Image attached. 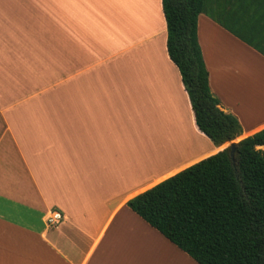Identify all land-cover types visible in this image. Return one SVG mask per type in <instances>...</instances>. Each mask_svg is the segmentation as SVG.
<instances>
[{"label":"crops","instance_id":"crops-1","mask_svg":"<svg viewBox=\"0 0 264 264\" xmlns=\"http://www.w3.org/2000/svg\"><path fill=\"white\" fill-rule=\"evenodd\" d=\"M166 38L161 0H0V264H197L127 203L264 129L244 71L264 57L197 17L210 92L242 129L217 146Z\"/></svg>","mask_w":264,"mask_h":264},{"label":"trees","instance_id":"trees-1","mask_svg":"<svg viewBox=\"0 0 264 264\" xmlns=\"http://www.w3.org/2000/svg\"><path fill=\"white\" fill-rule=\"evenodd\" d=\"M166 50L198 130L214 145L241 135L211 94L197 17L204 14L264 57V0H161ZM193 164L127 206L197 264H264V129Z\"/></svg>","mask_w":264,"mask_h":264},{"label":"rangeland","instance_id":"rangeland-1","mask_svg":"<svg viewBox=\"0 0 264 264\" xmlns=\"http://www.w3.org/2000/svg\"><path fill=\"white\" fill-rule=\"evenodd\" d=\"M244 71L251 72L254 81H261L264 83V68H262L261 66L257 67L256 65H248V63L245 62ZM228 145L229 144H227V146Z\"/></svg>","mask_w":264,"mask_h":264},{"label":"built area","instance_id":"built-area-1","mask_svg":"<svg viewBox=\"0 0 264 264\" xmlns=\"http://www.w3.org/2000/svg\"><path fill=\"white\" fill-rule=\"evenodd\" d=\"M64 216L57 210H51L46 219V225L49 227H56L62 223Z\"/></svg>","mask_w":264,"mask_h":264},{"label":"water","instance_id":"water-1","mask_svg":"<svg viewBox=\"0 0 264 264\" xmlns=\"http://www.w3.org/2000/svg\"><path fill=\"white\" fill-rule=\"evenodd\" d=\"M228 149H229L230 160H231L232 164H234V153L236 151L235 144L234 143L229 144Z\"/></svg>","mask_w":264,"mask_h":264}]
</instances>
